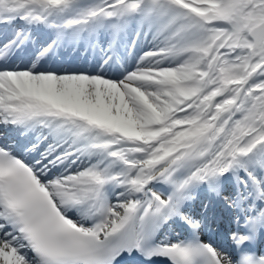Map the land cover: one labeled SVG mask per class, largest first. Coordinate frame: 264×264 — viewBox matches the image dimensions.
<instances>
[{
    "label": "snow or ice",
    "instance_id": "1",
    "mask_svg": "<svg viewBox=\"0 0 264 264\" xmlns=\"http://www.w3.org/2000/svg\"><path fill=\"white\" fill-rule=\"evenodd\" d=\"M258 242L264 0H0V264H264Z\"/></svg>",
    "mask_w": 264,
    "mask_h": 264
}]
</instances>
